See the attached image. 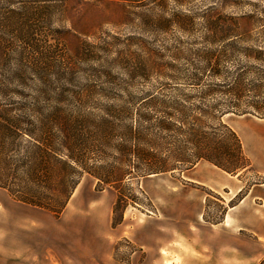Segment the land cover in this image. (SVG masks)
Masks as SVG:
<instances>
[{
  "label": "rangeland",
  "instance_id": "1",
  "mask_svg": "<svg viewBox=\"0 0 264 264\" xmlns=\"http://www.w3.org/2000/svg\"><path fill=\"white\" fill-rule=\"evenodd\" d=\"M5 1L15 8L21 2H31L28 12H24L26 8L19 11L24 12L22 28L32 33L30 38L36 47L21 51L10 62L0 56V72L10 67L24 71L23 79L15 81L17 99L31 103L30 107L41 113L60 109L95 121L114 118L122 127L117 133L124 131L123 126L143 110L149 98L179 99L178 92L194 91L187 74L197 64L192 52L195 42L206 34L202 29L204 15L232 16L239 21L242 15L253 14L254 28L248 33L254 37L264 34V0H165L162 6L156 0L0 3L5 5ZM174 13L190 15L194 22L191 29L171 26L162 30L158 19ZM257 98L263 99L264 92ZM220 119L237 134L250 162L254 144H264L259 134L264 131V117L255 112H229ZM98 148L101 153L96 163L105 165L102 172L109 169L106 165H117L115 148ZM194 166L207 181L211 182L215 174L230 193L220 190L223 198L205 182L190 180L188 170ZM121 168L125 173L117 189L82 173L58 217L18 202L0 188L5 196L3 205L15 212L19 209L21 239L35 245V264H99L111 240L113 258L130 264V254L137 249L128 238H132L133 229L140 228L139 235L150 243L157 237L158 227L163 228L165 238L171 239L178 237L173 231L182 229V223L194 216L200 224L217 222L252 184L263 179L252 165L232 176L206 160L187 169L145 176L126 163ZM117 192L126 202L113 212ZM14 218L9 221L16 222L17 216ZM186 238L180 235V244L172 247L178 253L175 257L172 250L165 252L168 260L164 264H172L174 258L173 264H183L181 256H189ZM136 254V258H142V254ZM259 264H264V258Z\"/></svg>",
  "mask_w": 264,
  "mask_h": 264
},
{
  "label": "trees",
  "instance_id": "2",
  "mask_svg": "<svg viewBox=\"0 0 264 264\" xmlns=\"http://www.w3.org/2000/svg\"><path fill=\"white\" fill-rule=\"evenodd\" d=\"M10 4L0 3V56L5 62L36 47L32 33L22 28L31 2H21L18 9ZM255 18L244 14L243 24L232 16L204 15L206 34L195 42L197 64L187 74L194 91L178 92L179 99L149 98L121 133L114 118L95 121L60 109L38 112L17 99L15 81L23 79L24 71L7 67L0 72V188L12 199L58 217L84 172L117 189L124 163L142 176L187 169L199 160L230 174L251 168L237 134L220 117L229 112L264 117V98H257L264 92V34L248 33ZM158 21L165 31L194 25L190 15L178 13ZM98 147L118 152L117 165H106V172L105 165L96 163ZM121 202L126 198L117 192L113 212Z\"/></svg>",
  "mask_w": 264,
  "mask_h": 264
},
{
  "label": "crops",
  "instance_id": "3",
  "mask_svg": "<svg viewBox=\"0 0 264 264\" xmlns=\"http://www.w3.org/2000/svg\"><path fill=\"white\" fill-rule=\"evenodd\" d=\"M259 134L264 138V131ZM254 147L250 164L263 179L252 184L237 203L226 209L219 221L205 225L200 224L194 216L182 223V229L174 230L178 237L171 239L165 238L163 228L158 227L157 237L150 243L139 235L140 228L133 229L132 238L127 237L137 249L130 254V264H164L168 260L165 252L175 250V246L180 244V235L187 237L186 244L189 246L188 258L181 256L183 264H259L264 258V144H254ZM188 171L190 180L205 182L223 198L221 192L230 193L228 186L220 183L215 174L210 182L198 173L195 166ZM4 201L5 196L0 192V264H35V245L26 244L21 239L19 209L15 212L11 207L4 206ZM15 215L17 221L10 222L9 218L14 220ZM113 243L112 240L108 242L104 257L99 258L103 264H121L113 258ZM135 253L142 254V258H136ZM173 253L174 257L178 254L177 251ZM172 259L169 258L170 261Z\"/></svg>",
  "mask_w": 264,
  "mask_h": 264
}]
</instances>
